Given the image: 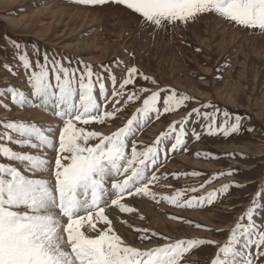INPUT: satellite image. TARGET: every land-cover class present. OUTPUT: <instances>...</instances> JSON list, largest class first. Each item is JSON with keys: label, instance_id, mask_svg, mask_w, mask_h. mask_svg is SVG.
Segmentation results:
<instances>
[{"label": "snow or ice", "instance_id": "6c2138e0", "mask_svg": "<svg viewBox=\"0 0 264 264\" xmlns=\"http://www.w3.org/2000/svg\"><path fill=\"white\" fill-rule=\"evenodd\" d=\"M76 2L86 6L114 3L138 15L143 24L155 28L186 24L201 14L214 13L238 26L264 32V0ZM13 47L17 49L22 67L31 70L27 76L31 93L9 86L0 90V94L8 95L17 106L43 108L63 124L62 127L53 124L42 127L25 121L3 123L5 131L0 132V141L14 142L40 152H19L0 143V156L19 161L24 166V171H21L12 164L0 163V264H181L190 250L204 244H217L202 238L170 240L165 236L163 239L168 242L162 245L143 249L135 247L117 234L109 210L114 206L120 213H134L136 209L126 203L125 198L136 196L153 200L159 197L178 207L211 205L217 199V193H225L232 186L242 187L226 183L219 189L199 196L191 195L187 199H184L185 194L197 192L196 187L176 189L171 195H161L150 188L167 176L166 173L157 175L160 145L174 140L170 151L184 146L185 125L192 114L197 120L204 119L202 127L209 134L223 132L225 136L238 131V118L236 123L228 125L226 122L214 127L215 111L202 112L200 108H192L185 117L173 121L166 131L161 132L152 145L138 148V142L132 138L153 115L158 119L164 113L174 112L186 106L193 97L173 88L160 87L152 76L135 66L127 68V74L118 87L116 76L110 68L106 69L112 84L109 94L104 75L95 73L89 64H84L83 69L69 68L55 58L50 61L45 54L44 62L37 60L33 69L27 52L21 53L20 45L15 42ZM137 78L150 82L156 88L137 85ZM137 101H141V106L126 118V123L110 134L85 127L114 122L128 104ZM110 103L112 110L107 109ZM223 115L228 117L229 114L225 111ZM177 124L180 125L178 131ZM13 133L19 138H14ZM192 134L195 139H200L195 129ZM43 149L53 150L54 159L47 158ZM191 174L199 175L195 171ZM260 196L258 190L251 206L231 229L228 242L218 245L211 264H254V260L264 257V225H258L254 220V214L264 208V203H258ZM245 218L247 223L243 222ZM196 226L201 227L199 224ZM136 231L141 233V241L150 239L147 235L149 229ZM157 235L156 232L151 233L153 237ZM252 247L256 248L255 256L251 252Z\"/></svg>", "mask_w": 264, "mask_h": 264}, {"label": "rangeland", "instance_id": "374dc122", "mask_svg": "<svg viewBox=\"0 0 264 264\" xmlns=\"http://www.w3.org/2000/svg\"><path fill=\"white\" fill-rule=\"evenodd\" d=\"M13 42L20 45L21 53L27 52L33 69L38 60L34 53L37 50L42 58L47 54L50 61L61 59L67 67L84 64L96 67L93 71L104 75L109 94L112 84L106 69L110 68L116 76L118 87L127 68L135 66L152 76L160 87L173 88L193 97L186 106L170 114L164 113L158 119L153 115L132 138L138 142V148L152 145L161 132L173 121L185 117L192 108H200L202 112L215 111L214 127L226 122L228 125L236 123L238 118V131L225 136L223 132L209 134L202 127L204 119L197 120L192 114L185 125L184 146L170 151L174 140L160 145L157 175L166 173L167 176L150 188L161 195H171L176 189L196 187L197 192L185 194L184 199H187L219 189L226 183L243 186H232L225 193H217V199L211 205L205 203L194 207L174 206L159 197L157 200L126 197V203L136 211L120 213L113 206L109 215L117 234L128 244L142 249L159 246L168 242L163 239L165 236L170 240H212L217 244L198 246L186 253L181 262L211 264L218 245L228 242L231 229L251 206L258 190L261 192L258 203H264V32L238 26L214 13L201 14L186 24L155 28L143 24L138 15L114 3L86 6L76 0H0V90L12 86L30 95L27 76L31 70L22 67ZM75 56L82 61L78 62ZM41 60L43 63L44 59ZM49 74L52 78L51 64ZM136 84L156 88L140 78ZM130 104L114 122L96 128L107 131L106 134L115 131L141 106V101ZM107 109L112 110L111 103ZM225 111L228 117L223 115ZM11 121L34 122L42 127L47 124L61 127L63 124L43 108L17 106L8 95L0 94V132L5 131L3 123ZM179 127L177 124V131ZM193 129L200 134L199 140L193 136ZM58 131L57 128V134ZM13 135L19 138L18 134ZM0 143L19 152H40L6 140ZM130 147L131 140L129 152ZM42 151L47 153V158L54 159L52 150ZM197 152L201 155L197 156ZM0 163L12 164L24 171L19 161L0 156ZM193 171L199 175H192ZM173 173L177 175L173 176ZM24 174L31 175L29 172ZM201 184L203 188L199 187ZM254 220L258 225H264V208L254 214ZM243 222L247 223L246 218ZM144 228L149 229L150 239L141 241V233L136 229ZM152 232L158 235L153 237ZM251 252L255 256L256 248L252 247ZM254 264H264V257L254 260Z\"/></svg>", "mask_w": 264, "mask_h": 264}, {"label": "trees", "instance_id": "16d2710c", "mask_svg": "<svg viewBox=\"0 0 264 264\" xmlns=\"http://www.w3.org/2000/svg\"><path fill=\"white\" fill-rule=\"evenodd\" d=\"M34 53H35V56L38 58L39 61H42L41 59H44V58H42L40 51H36V52H34ZM60 61H61V63H62L65 67H67V66L62 62L61 59H60ZM29 71H30V70H29ZM88 130H93V129H91V128L89 127Z\"/></svg>", "mask_w": 264, "mask_h": 264}, {"label": "bare ground", "instance_id": "6f19581e", "mask_svg": "<svg viewBox=\"0 0 264 264\" xmlns=\"http://www.w3.org/2000/svg\"><path fill=\"white\" fill-rule=\"evenodd\" d=\"M210 18V17H209ZM210 21V20H209ZM87 60V59H86ZM166 120V119H165ZM163 121V120H162ZM163 123V122H162ZM160 127V126H159ZM156 128V127H155ZM153 130V129H152ZM157 131V130H156ZM105 132H107V131H105ZM148 132V131H147ZM109 134V133H108ZM144 134V133H143ZM151 135V134H150ZM141 140V139H140ZM139 141V140H138ZM143 141V140H142ZM184 160V159H183ZM187 162V161H186ZM170 164V163H169ZM166 169V168H165ZM168 169V168H167ZM173 169V168H172ZM178 169V168H177ZM195 181V180H194ZM215 188V187H214ZM131 198V197H130ZM129 200V199H128ZM131 201H133V200H131ZM126 202V201H125ZM130 204V203H129ZM132 204V203H131ZM134 204V203H133ZM135 204H137V203H135ZM136 206V205H135ZM138 208V207H137ZM148 210V209H147ZM123 217V216H122ZM128 218V217H127ZM195 258V257H194Z\"/></svg>", "mask_w": 264, "mask_h": 264}]
</instances>
